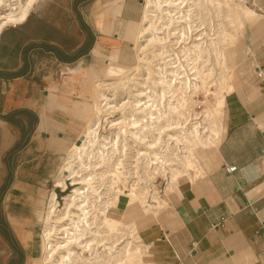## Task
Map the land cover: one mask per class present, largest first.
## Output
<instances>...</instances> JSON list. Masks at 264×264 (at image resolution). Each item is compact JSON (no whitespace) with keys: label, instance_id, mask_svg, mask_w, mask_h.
I'll return each mask as SVG.
<instances>
[{"label":"crops","instance_id":"0c3cea01","mask_svg":"<svg viewBox=\"0 0 264 264\" xmlns=\"http://www.w3.org/2000/svg\"><path fill=\"white\" fill-rule=\"evenodd\" d=\"M254 2L264 14V0ZM142 7L143 0H45L0 33V253L7 256L0 264L37 262L32 232L43 225L48 182L92 117V103H82L87 86L113 53L133 66L126 31ZM252 48L250 67L225 95L221 141L202 164L212 159L169 195L171 211L166 202L159 220H172L151 225L158 228L145 238L152 264H264V38ZM18 111L25 113L16 126L6 117ZM229 167L236 171L227 174Z\"/></svg>","mask_w":264,"mask_h":264},{"label":"bare ground","instance_id":"6f19581e","mask_svg":"<svg viewBox=\"0 0 264 264\" xmlns=\"http://www.w3.org/2000/svg\"><path fill=\"white\" fill-rule=\"evenodd\" d=\"M38 1L0 0V33L23 23ZM261 17L246 0H143L141 20L127 28L134 34V64L125 68L113 53L94 83L91 120L80 144L67 150L55 180L56 190L71 187V193L62 208L52 194L43 220V257L35 264H152L145 261L150 244L135 222L150 216L158 222L160 202L146 205L155 198V177L165 174L174 194L181 178L192 182L204 171L202 154L222 138L232 41L244 23ZM213 86V105L190 111L198 93L207 99ZM106 114L120 116L103 135ZM133 152L131 161L127 153ZM129 161H141L139 177ZM129 183V193L122 192L119 185ZM121 197L127 210L118 219ZM137 208L143 212L138 219ZM126 213L129 224L123 222Z\"/></svg>","mask_w":264,"mask_h":264},{"label":"rangeland","instance_id":"374dc122","mask_svg":"<svg viewBox=\"0 0 264 264\" xmlns=\"http://www.w3.org/2000/svg\"><path fill=\"white\" fill-rule=\"evenodd\" d=\"M42 1H45V0H39L38 2H42ZM250 2H251V0H246V5L248 7H250V8H254L255 10H257V3H255L254 0H252L251 3ZM253 4L256 5V6L254 7ZM262 15H264V14H262ZM230 26L232 27L233 25H230ZM259 26H261V27H259ZM237 32H238V34H237ZM237 32H236V37L237 38L234 39L232 41V44H231L232 45L231 53L228 54V56H227V58L225 60L226 61V66L228 68L227 69V74H230L231 75L230 78H232V80H230V82H233L235 80V78L237 77V72L250 67V63L251 62L247 59L248 57H250L249 53L253 52V48L252 47H254L255 43L257 41H259L260 38L261 39L264 38V18H262L260 20V22H258L256 24H251V23H248V22L244 23V31L241 33V31L237 30ZM126 38L131 40V43L129 45V49L127 48V53H128L129 56L133 57V59H134V52L132 50V47H133L132 44H133V39H134L133 32L127 30L126 31ZM247 54H249V55L247 56ZM110 64H111V61L109 60V62L102 64L101 68H103L105 70ZM182 64H183L184 68L185 69L187 68L186 70H188L187 62L184 61ZM122 66H124L125 68H132V66L131 67H128V66H125V65H122ZM217 71H218V69H217ZM95 82L96 81H94L93 83L89 84V86H87V93H89L90 96L86 97L85 100L82 103H87V102L88 103H92V98H93L92 97V92L94 91V83ZM210 91H211V93H210L211 96L208 95L207 99L201 93H198V98H197L198 104L196 105V107L192 106L190 108V111H193V109H194L195 112L201 113L203 110L207 109L208 106H212L213 103L215 102L214 96L212 94V93L216 92V89L214 88V86L211 87ZM224 92H225V90H224ZM229 92H231V88H228V93ZM205 100L209 101L210 104L209 103L206 104ZM74 111L76 113L78 112L77 110H74ZM107 115L108 114H106L104 116V119H106L107 122H104V119H103V124H102V128H101V134H103V135H105V134H107L109 132L108 131V125H109L108 122L109 121H116L119 118V116H120L118 114L108 115V116ZM76 136L77 137L82 136V130L77 132ZM79 141H80V139H79ZM79 144H80V142H79ZM131 145L132 144L130 143L129 146H131ZM136 149L140 150L141 152H146V150H144V147L141 148V146L139 147V145H137ZM134 153L135 152H133V154H129V155L127 153V157H129L130 155L134 156L135 155ZM212 156H213V153L209 154L208 157L205 158V161L203 162L204 163L203 164L204 170L207 167L206 165L209 164V160L212 159ZM65 157H66V153L63 155V157L60 160L57 161V164H56L57 168H56L55 172L53 173L52 177L50 178V180L48 182V186L46 188V193H45L44 205H43V208H42V216L45 214V212L47 210V206H48L49 200H50V198H51L53 193L56 194V201H57V203L59 204V206L61 208L63 207L64 198L71 193V187H68V191L64 192V193H60V191H61L60 189L56 190V188H54L55 180H56V178L59 175L60 167H61ZM130 157L132 158V156H130ZM133 159L134 158H132L131 161H133ZM135 159H136V157H135ZM139 160L142 161V158H139ZM141 161L134 162L135 164L131 163L129 161L132 165L129 162L127 163V164H129L131 166H134V165L137 166L136 168H133L132 171H131L132 173H137V174H135V176H137V177H139V175L142 174V172L140 171V168H142ZM163 176H165V174H162V176L158 175L157 177H155L156 179L154 180V183L152 184L154 191L151 192V194L153 195V198L155 197L154 198L155 200L154 199L152 200L151 197L146 199V205L156 207V206H158V203H156V202H160L161 210L165 211L166 208H167L166 204L168 203V208L167 209H168V211H171V209L169 208V207H171V205H170L171 196H169L171 194V192L167 188L168 187V181H167L166 177H163ZM182 182H188V180L186 178H184ZM130 183L128 185H126L125 187L122 184L119 185V187L122 189V192L129 193V190H130L129 185H130ZM70 184H71V182L67 181V185H70ZM126 210H127V208L125 206V199L121 197V202L119 204V213H117L116 217L118 219H121L123 213H125ZM161 210H160V213L158 212L157 219H156L158 221V223L160 222L159 219H160L161 215L163 214V212H161ZM134 213H135L134 216L137 217V219H138L139 215L143 216L142 210H140V209L138 210V208H137L136 211H134ZM166 216H168V215H165V217L162 219V222H160V224L164 225L165 222L167 223V222H170L172 220L171 216H168V217H166ZM141 218L139 220H137L135 223H136V225L138 227L139 235L145 239V238H147L149 232H153V231L157 232L158 228L153 229L151 227V225L157 226V223L154 221L153 216H150V217H148L146 219H141ZM130 221L131 220L128 218L127 213H126L125 217L123 218V222L125 224H129ZM145 221H147V222H145ZM42 229H43V225L41 223L39 231L38 232H32L31 245L33 246V253H34L33 259L36 260V261H38L39 259H41L43 257L44 248H43V242H42ZM26 235H27V237L30 236V234H26ZM24 242H25V239L21 242V244L23 246H24ZM6 243H9V242H6ZM6 257L7 256L4 253H0V260L5 261ZM148 258H149V255L145 258L146 262H150L151 261Z\"/></svg>","mask_w":264,"mask_h":264},{"label":"trees","instance_id":"16d2710c","mask_svg":"<svg viewBox=\"0 0 264 264\" xmlns=\"http://www.w3.org/2000/svg\"><path fill=\"white\" fill-rule=\"evenodd\" d=\"M24 113H25V112H23V111L15 112V113L11 114V116L6 117V120H7L9 123L13 124V125L19 126L18 123H16L15 121H13V119H14V118L16 119V118H18V117L24 115ZM5 238H6L7 240H9V236H5Z\"/></svg>","mask_w":264,"mask_h":264},{"label":"built area","instance_id":"2783aa9c","mask_svg":"<svg viewBox=\"0 0 264 264\" xmlns=\"http://www.w3.org/2000/svg\"><path fill=\"white\" fill-rule=\"evenodd\" d=\"M258 78H261V73L257 72V75H256ZM226 173L227 174H233L235 171H236V167H229V168H226L225 169Z\"/></svg>","mask_w":264,"mask_h":264}]
</instances>
